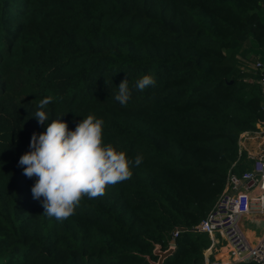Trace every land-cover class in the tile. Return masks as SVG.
Segmentation results:
<instances>
[{"label": "trees", "instance_id": "trees-1", "mask_svg": "<svg viewBox=\"0 0 264 264\" xmlns=\"http://www.w3.org/2000/svg\"><path fill=\"white\" fill-rule=\"evenodd\" d=\"M262 1L0 0V264H154L171 242L159 264L203 263L210 239L192 227L231 165L246 168L239 134L264 117L260 71L248 66L264 63ZM144 75L157 83L140 91ZM90 114L133 175L61 222L43 214L37 177L18 162L47 123L75 130Z\"/></svg>", "mask_w": 264, "mask_h": 264}, {"label": "clouds", "instance_id": "clouds-1", "mask_svg": "<svg viewBox=\"0 0 264 264\" xmlns=\"http://www.w3.org/2000/svg\"><path fill=\"white\" fill-rule=\"evenodd\" d=\"M156 83L152 75H144L134 87L143 91ZM131 94L125 78L118 86L115 100L126 106ZM53 100L54 97L47 96L39 101L34 116L40 125L48 121L45 109ZM103 128L104 121L90 114L77 123L75 130L56 119L47 123L46 130L38 136L33 133L31 151L22 155L18 163L24 167L26 177H37L31 192L33 199L43 198V214L62 222L75 214L85 196L102 197L109 185L131 179L133 161L112 144H104ZM142 162L143 156L138 154L134 163L139 166Z\"/></svg>", "mask_w": 264, "mask_h": 264}, {"label": "built area", "instance_id": "built-area-1", "mask_svg": "<svg viewBox=\"0 0 264 264\" xmlns=\"http://www.w3.org/2000/svg\"><path fill=\"white\" fill-rule=\"evenodd\" d=\"M248 66L260 71L258 83L264 96V63L260 60L248 62ZM264 106V100H263ZM264 138V117L253 130L242 131L238 137V158L245 155L248 166L237 172L236 162L228 170L222 191L206 215L192 227L206 233L210 244L203 250L202 264H264V230L254 243H250L239 222L252 211V204H258V211L264 213V140L255 152L244 153V142L249 139ZM180 229L172 232V239ZM217 240L226 247V258L213 257L212 249ZM174 244L171 242L169 249ZM158 264V262H156Z\"/></svg>", "mask_w": 264, "mask_h": 264}, {"label": "crops", "instance_id": "crops-1", "mask_svg": "<svg viewBox=\"0 0 264 264\" xmlns=\"http://www.w3.org/2000/svg\"><path fill=\"white\" fill-rule=\"evenodd\" d=\"M262 6L264 8V0L262 1ZM264 140V138L260 137L259 139H249L248 141H245L243 146L245 148L244 153L246 154L247 151L249 152H255L258 149V145L260 142H262ZM246 165L247 161H246ZM246 166V167H247ZM258 204L256 202H253L252 204V211L241 218L240 222H239V226L240 229L242 230V232L244 233V235L246 236V238L248 239V241L250 243H254L258 240V238L260 237V235L262 234V231L264 230V226H258L256 229L254 228H250L249 227V221L250 219H252V215H264V213L262 212H258ZM226 247L224 246V243L222 240H217L215 247L212 249V256L213 257H220L221 258H226Z\"/></svg>", "mask_w": 264, "mask_h": 264}, {"label": "rangeland", "instance_id": "rangeland-1", "mask_svg": "<svg viewBox=\"0 0 264 264\" xmlns=\"http://www.w3.org/2000/svg\"><path fill=\"white\" fill-rule=\"evenodd\" d=\"M253 57H249L248 61L253 62ZM259 212V211H258ZM252 219L249 221V227L256 229L258 226L263 227L264 226V215H260L257 213V215H252ZM157 264V263H154Z\"/></svg>", "mask_w": 264, "mask_h": 264}, {"label": "water", "instance_id": "water-1", "mask_svg": "<svg viewBox=\"0 0 264 264\" xmlns=\"http://www.w3.org/2000/svg\"><path fill=\"white\" fill-rule=\"evenodd\" d=\"M171 251H172V249H168V250H166V251L160 253V258H159V262H158V264L160 263V260H162V258H164L166 255L170 254Z\"/></svg>", "mask_w": 264, "mask_h": 264}]
</instances>
